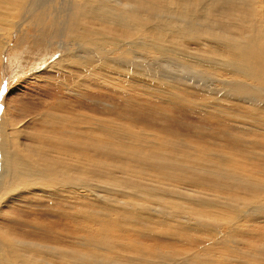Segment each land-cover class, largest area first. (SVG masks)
Here are the masks:
<instances>
[{"label": "bare ground", "instance_id": "6f19581e", "mask_svg": "<svg viewBox=\"0 0 264 264\" xmlns=\"http://www.w3.org/2000/svg\"><path fill=\"white\" fill-rule=\"evenodd\" d=\"M12 38H17L13 46ZM9 48L20 60L25 82L41 78L43 73L31 71L55 55L44 71L61 74L60 86L75 99L65 106L54 95V104L44 103L43 112L36 113L49 133L60 129L49 139L43 128L17 129L6 106L0 112V218L3 205L35 202L46 220L16 222L14 237L0 228V264H135L123 257L131 253L125 250L129 245L120 246L135 233L195 243L193 255L176 264H264V0H0V67L10 69H3L5 75L0 71V85L11 83L15 74L6 67ZM150 53L152 73L140 62ZM188 68L203 74L194 92L185 88ZM175 79L178 87H170ZM85 85L96 89L89 97L78 91ZM197 91L208 98L195 100L193 115L211 117L232 132L210 138V144L241 155L233 169L221 167L222 155H215L219 165L192 156L182 139L156 141L144 153L149 141L142 145L130 133L135 124H123L133 122L135 110L152 106L147 96L155 104L178 96L181 108ZM105 93L110 105L92 109L93 99ZM127 95L135 106L125 102ZM125 140L139 141L140 149ZM152 179L169 187L191 184L205 198L189 201L174 188L154 189ZM90 181L117 193L120 208L90 203L84 195ZM136 211L159 215L158 229ZM171 214H183L185 221L171 226ZM97 224L133 235L114 238ZM192 231L204 238L195 239ZM103 246L109 248L106 255H100ZM132 253L138 258L150 252ZM155 264L169 263L160 256Z\"/></svg>", "mask_w": 264, "mask_h": 264}, {"label": "rangeland", "instance_id": "374dc122", "mask_svg": "<svg viewBox=\"0 0 264 264\" xmlns=\"http://www.w3.org/2000/svg\"><path fill=\"white\" fill-rule=\"evenodd\" d=\"M108 2H110V0H108ZM16 40L17 38L11 39L12 46L16 43ZM9 50L10 48L7 51ZM150 56L151 58L140 57V62L142 65L146 67V71L148 73H152L153 71V66H152L153 56L151 53H150ZM31 57L32 55L29 58L27 56L29 60L31 59ZM55 58H56L55 55L51 56L49 60L46 61L44 64L41 62L42 61L41 60L40 61L41 63L39 62L40 63L39 65H41L40 68H38L36 71L29 70L31 71L30 74L32 75L43 73L40 76L41 78L34 80L33 77H30L25 82L23 80V77H25L23 76L24 70L22 69L20 60L10 50V56L6 60V67L14 68L15 74L12 77L11 83L8 84L9 86L7 85L8 87L7 91H4L0 98V100L2 99V102H3L0 104V112L6 106V114L12 115L13 122L17 125V129H20L23 131V127H24V130L28 128L30 131L38 132V130L40 131V129L43 128L41 130L44 133H48V139L57 135L60 129L57 128L53 133L52 132L49 133V126H46L45 124L36 121V119H43L45 121V118L37 117L36 113L43 112L42 110H44V106H43L44 103L54 104V101H55L54 95L57 99H61L65 106L67 105L69 100L75 99L73 98V96H71L70 93L66 92L62 86H60L61 74H58L54 71H49V70H47L49 71L47 74V72L44 71L47 68L46 66H48L51 62L55 61V60H52ZM164 58L170 59L171 57L164 56ZM172 61L177 62L175 60H172ZM3 69L4 68L0 67V71L2 73L4 72V75L10 71V69H4L6 71L9 70L8 72H5ZM167 70L170 71L169 69ZM188 71H189V81L185 84V88H187L190 92H194V82L196 80L201 79V76H203V74L202 72L197 71L192 68H188ZM1 72H0V77L2 78ZM174 73L179 74V72H174ZM174 73L172 72L173 75ZM47 77H48V82H47ZM20 80H23L24 82H19ZM178 84H179V81L177 79H175L171 83H168L170 87H175V88L178 87ZM166 88L167 87H164V89ZM95 90H96L95 87L91 85H85L78 89V91L81 92L86 97H89L91 93L95 92ZM175 92L179 94L177 90ZM194 94L195 95L193 97H186L187 98L185 99L186 103H184V107H181V108L179 107L180 105L178 102L179 101L178 96H175V99L172 98L170 102H161L157 104H155L156 102L155 100L147 96L146 98L148 99V102L152 106L148 108H144L145 110L141 108H139V111L135 110V113L133 112L134 116L132 117L133 122L126 123V124L123 123V124L125 126L127 125V127L130 125L128 128H131L135 124L133 126L135 128H132L130 133L134 136L135 139L143 140L142 145H145V141H149L145 147L144 153H149L150 151H152L153 146L156 143V141L162 144L161 141L164 142L165 141L164 139H167V140L182 139L184 143L186 142L187 144H189L190 153L193 152L192 156L196 157V156L202 155L206 158L211 159L214 162L213 163L214 165H219L216 161L215 155H222L221 158H225L226 162H223L225 164H221V167L222 168L227 167V169L235 168V163H236L235 158L239 160L241 158V155L235 154L234 152H229L227 150L223 151L224 150L223 148L210 144L213 141L210 138L223 139L222 137H225L227 135L229 136V134L231 135L232 132L224 128L223 125L216 122L211 117L193 115V112H195L197 108L196 102L201 101V99L206 100L208 98V96L202 91H197V93H194ZM211 100L212 98L210 97L207 101H211ZM93 101H97L98 103L97 102L90 103L89 105L92 109L96 110L100 107L101 109L105 110V108L111 103L110 94L105 93L100 99L94 98ZM125 102L130 106H135L134 99L129 95L125 97ZM220 104L224 107H227V105L224 103H220ZM13 107L15 108V110ZM49 111H50V106H49V110L45 112L48 113ZM92 113L97 114L96 112H92ZM227 115L231 116L232 113L227 112ZM125 142L134 146V148L140 149L138 147L139 141L131 142V141L125 140ZM222 143L224 142H219L217 145H223ZM240 147L245 148V149H251V148L244 147L242 144ZM205 152L211 153V155L208 156L206 155ZM0 155L3 157L1 148H0ZM126 156L128 157L129 154ZM123 157H124L123 155L120 156V158H123ZM231 158H232V161L234 162L231 161ZM227 161L228 162L231 161V162L228 163ZM1 165H3V163ZM128 168L130 169L129 166ZM112 174L114 177L119 176L118 170H113ZM246 176H248V174H246L245 177ZM153 177L154 175L150 174V178H153ZM144 178L150 179L147 176H144ZM153 181L154 182L151 183L150 185L154 189H158L159 187L162 191L167 192L171 188H174L178 190L179 192L183 193L185 198H187L189 201H195L198 199L205 198L204 191L201 189L195 188L191 184H183V185L178 184L177 186L169 187L165 185L164 182L160 183V180H153ZM116 194L117 193H114V192H111V193L106 192L103 186H101L100 184L94 181H90L89 190L84 195L89 200L90 203L97 201V200L103 201L104 203H107L108 205H110V207H112L113 209H119L120 207L118 205H121V204L117 201H114V196ZM22 201L28 202V198L24 197ZM28 205L30 206L27 207L26 204L24 203L22 205H16V204L13 205L12 203H10L8 206L3 205L4 206L3 213H2V217L0 218V228H4L10 231L12 230L11 232H13V236L11 237H14V234H16V232H18V229H19L18 225H16V222L21 221L22 219L27 220L29 221V223H32V224H37V223L44 224L46 220L45 218H43L41 209L37 208L36 203L32 202L31 204H28ZM145 206L146 205L142 203V206H140V208L144 210ZM21 209H22V212H21ZM136 214L139 217H150L152 219V222L150 223V227L155 228L154 230L158 229L160 225L159 215L152 214V213L144 214L141 211H136ZM61 218L62 217H60L59 221H61ZM167 220H168L167 223L171 226L179 225L175 221L177 222L185 221L183 214H171L169 219ZM50 224L52 227H54L55 225V223L52 221H50ZM136 226H140V224L137 223ZM184 226L193 228L195 225L185 224ZM96 227L98 228V230L104 229L105 231L108 232L107 234L111 235L114 238H122L125 236L133 235L132 232L126 228L124 230L118 229V230L112 231L109 228H104L105 226L103 225L100 226L97 224ZM65 233L72 234V232H65ZM190 234L193 235L195 239L204 238V235H202L201 233H197L195 231H192ZM202 240L203 239H201V241ZM127 245L129 246L127 247V249H125ZM182 245H185L186 248H182ZM120 246L127 251L132 250L130 251L131 253L135 252L138 254H145L147 252H150L148 257L138 256V258H136L134 256L135 257L134 258V257H131L130 255L131 253L127 255H123V257L125 258L124 260L132 259L135 264H141V263L142 264L144 263L145 264H149V263L155 264V263H158L160 256L161 258L166 260L169 264H176V262H183L184 259L190 258L193 255V253L196 251L195 243L191 244V242H186V243L178 242V241L171 239L168 236H156V235L147 236L144 234H136V233L134 237H128L127 239L121 240ZM131 246L136 247V248L140 247V249L143 251L133 250L131 249L133 248ZM149 247L153 249L151 248L149 249ZM179 248H182L181 251L179 250L177 252L174 251L175 249H179ZM108 249L109 248L107 246H103V250L101 251L100 255H106V253L108 252ZM132 254L134 255V253ZM152 255L154 256V258ZM91 258H94V257H91ZM122 264H129V263L125 261Z\"/></svg>", "mask_w": 264, "mask_h": 264}, {"label": "snow or ice", "instance_id": "6c2138e0", "mask_svg": "<svg viewBox=\"0 0 264 264\" xmlns=\"http://www.w3.org/2000/svg\"><path fill=\"white\" fill-rule=\"evenodd\" d=\"M4 91H7V85H0V93H3Z\"/></svg>", "mask_w": 264, "mask_h": 264}]
</instances>
